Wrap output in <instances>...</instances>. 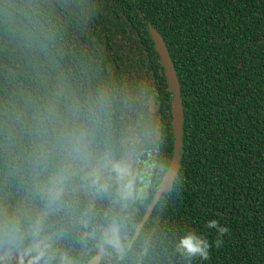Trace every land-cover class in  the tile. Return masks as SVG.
<instances>
[{
    "label": "trees",
    "instance_id": "16d2710c",
    "mask_svg": "<svg viewBox=\"0 0 264 264\" xmlns=\"http://www.w3.org/2000/svg\"><path fill=\"white\" fill-rule=\"evenodd\" d=\"M151 30L179 83L183 180L146 216L175 143ZM54 96L104 104L108 141L137 164L121 264H185L175 242L188 227L213 244L194 264H264V0H0V202L28 197V124ZM211 220L230 230L220 248ZM64 246L80 264L98 255L75 236Z\"/></svg>",
    "mask_w": 264,
    "mask_h": 264
},
{
    "label": "clouds",
    "instance_id": "9594fccd",
    "mask_svg": "<svg viewBox=\"0 0 264 264\" xmlns=\"http://www.w3.org/2000/svg\"><path fill=\"white\" fill-rule=\"evenodd\" d=\"M104 106L75 99L62 106L54 96L37 109L28 124L29 195L13 205L0 202V264H80L74 249L64 246L73 236L108 264L125 261L131 251L128 210L141 199L139 170L108 141ZM102 131L106 139L99 146ZM182 180L177 172L178 196ZM206 227L216 229L214 246L222 247L229 228L217 220ZM212 247L191 227L175 242L185 264L208 260ZM146 255L143 249L138 261Z\"/></svg>",
    "mask_w": 264,
    "mask_h": 264
},
{
    "label": "water",
    "instance_id": "95a60500",
    "mask_svg": "<svg viewBox=\"0 0 264 264\" xmlns=\"http://www.w3.org/2000/svg\"><path fill=\"white\" fill-rule=\"evenodd\" d=\"M151 35L155 44V50L157 51L160 57V63L165 69V76L168 82V89L170 92L173 93L171 107H172V129L174 132L175 143H174L173 157L171 159L169 169L164 174L159 187L155 191L153 200L145 213L146 216L150 215L155 204L159 200L160 195L162 193H167L171 191L175 175L179 170L183 157L182 132H183L184 112H183V105L180 99L179 83L176 77V72L173 63L170 60L163 39L155 30H151ZM149 105H150V109L153 111L154 109L153 98H151ZM143 221H141V223L139 224L137 231L140 230ZM85 264H99V256L98 255L93 256Z\"/></svg>",
    "mask_w": 264,
    "mask_h": 264
}]
</instances>
